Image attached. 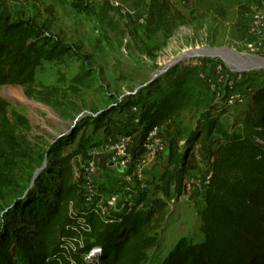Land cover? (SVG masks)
<instances>
[{
    "label": "rangeland",
    "instance_id": "obj_1",
    "mask_svg": "<svg viewBox=\"0 0 264 264\" xmlns=\"http://www.w3.org/2000/svg\"><path fill=\"white\" fill-rule=\"evenodd\" d=\"M171 3L183 14L184 21L168 35H148L138 13L122 0H0V12L11 21L30 22L34 26L32 41L43 44L45 50L33 84L0 86V101L5 103L0 113V232L11 216L42 196L47 185L44 181L53 176L50 168H58L53 153L64 140L71 143L60 150L59 156H69L74 171L90 158L92 149L103 151L107 137L115 135V130L109 134L103 129L95 131L90 118L118 104L120 111L110 116L121 120L123 132H135L136 142L141 129L133 123L129 110L133 106L142 108L146 96H152L148 93L174 76L168 73L171 68L210 58L208 65L216 59L228 70H247L250 86L262 82L259 71L264 70V28L251 36L247 27L255 12L264 14V0H245L249 12L240 21L235 0ZM191 50L216 52L201 53L208 54L205 57L187 56L156 75ZM201 100L199 108L180 112L167 129L192 126L223 110L219 121L231 130L234 121L252 106L250 98L229 109L216 104L206 93ZM213 136H217L216 131ZM163 155L148 159L145 177L150 184L149 195L165 166ZM157 157L156 167L151 168ZM110 160L106 151L98 158L96 183L102 192L117 187L118 175ZM195 197L168 202L156 230L160 247L149 252L146 264H160L181 237L200 239L198 220L204 196ZM18 225L13 222L14 227Z\"/></svg>",
    "mask_w": 264,
    "mask_h": 264
},
{
    "label": "trees",
    "instance_id": "obj_2",
    "mask_svg": "<svg viewBox=\"0 0 264 264\" xmlns=\"http://www.w3.org/2000/svg\"><path fill=\"white\" fill-rule=\"evenodd\" d=\"M122 1L138 13L148 35H168L184 21L171 0ZM235 5L240 21L249 12V4L235 0ZM33 35L30 22L11 21L0 12V86L34 83L45 50L43 44L32 41ZM210 61L201 58L194 65L171 68L168 73L174 76L148 93L152 96H146L139 112L141 135L136 156L144 152L148 131L202 105L201 97L209 92L200 73ZM259 72L263 80L253 90L252 106L234 121L231 130L219 121L223 110L192 126H179L167 143L165 166L154 192L149 195L147 181L149 189L136 190V205L129 209L101 216L85 202L73 179L69 156H59L71 143L64 140L53 153L58 168H50L53 176L44 181L42 196L11 216L1 230L0 264H146L149 252L160 247L156 230L168 202L182 195L185 177L197 169L193 152L199 138H210L214 131L215 146L209 152L211 176L200 211L201 239L181 237L160 264H264V70ZM4 106L0 101L1 114ZM119 111L116 104L90 118L94 130L133 135L135 132H123L121 120L110 116ZM144 200L147 206L137 208ZM14 221L19 223L17 227Z\"/></svg>",
    "mask_w": 264,
    "mask_h": 264
},
{
    "label": "built area",
    "instance_id": "obj_3",
    "mask_svg": "<svg viewBox=\"0 0 264 264\" xmlns=\"http://www.w3.org/2000/svg\"><path fill=\"white\" fill-rule=\"evenodd\" d=\"M263 28L264 14L255 12L248 26V33L256 36ZM248 46L251 48L252 44ZM194 64L196 62L188 65ZM246 71L243 69L228 70L215 59L213 63L202 69L200 77L216 104L229 109L251 99L255 87L247 84ZM129 112L133 115V123L138 125L140 108L133 106ZM106 142L103 151L110 156V164H113L118 175L116 189L102 192L96 183V177L100 172L98 158L103 153L99 149L91 150L90 158L74 171L73 176L74 181L81 187L85 202L92 205L101 216H106L111 211L120 212L136 205L135 191L145 192L149 189L145 177L148 159L164 153L167 149L159 129L156 128L147 132L143 141L144 152L139 156L134 154L136 143L133 135H109ZM194 155L197 166L202 165L203 158L197 146H195ZM210 160V158L207 160V169L197 168L185 177L182 195L179 198L192 200L195 196H204L211 176ZM116 164H119L121 171L116 169ZM137 204V208H145L147 200Z\"/></svg>",
    "mask_w": 264,
    "mask_h": 264
},
{
    "label": "crops",
    "instance_id": "obj_4",
    "mask_svg": "<svg viewBox=\"0 0 264 264\" xmlns=\"http://www.w3.org/2000/svg\"><path fill=\"white\" fill-rule=\"evenodd\" d=\"M169 124H170V122L169 123H167L165 126H163L162 127V129H161V131H162V136H164V138H165V141L168 143L169 142V140H170V138L176 133V131H172V130H168L167 129V127L169 126ZM139 136H137L138 138H136V144H137V142H138V140H139V137H140V135H141V130H140V132L139 133H137ZM135 136L136 135H134V138H135ZM216 138V136L214 137L213 135L210 137V138H204V137H200L199 138V140H198V142H197V144H196V146H197V148H198V150H199V152H200V154L202 155V158H203V164L202 165H199V166H197V168H200V169H207L208 168V164H207V160H208V158H209V152H210V150L211 149H213L214 148V146H215V143H214V139ZM194 153V152H193ZM164 155V158L166 159V157H167V153L166 152H164L163 153ZM157 162H158V157L155 159V163L152 165V167L151 168H154V167H156V164H157ZM150 168V169H151ZM146 176L148 175V173H147V169H146V174H145ZM196 197H194V199H195ZM200 202H202V204H201V206H200V211H201V209L204 207V198H201L200 199ZM200 211H199V220H198V229H199V227H200ZM200 239H201V236H200Z\"/></svg>",
    "mask_w": 264,
    "mask_h": 264
},
{
    "label": "water",
    "instance_id": "obj_5",
    "mask_svg": "<svg viewBox=\"0 0 264 264\" xmlns=\"http://www.w3.org/2000/svg\"><path fill=\"white\" fill-rule=\"evenodd\" d=\"M208 51H209V50H208ZM211 51H214V50H211ZM198 52H199V51H197V50H194V51L191 50L190 52H187V53H185V54L180 55V56L177 57L175 60H173L172 62H170V63L167 64L166 66H164V67L162 68L161 71H159V72L156 73V75H158V74H162V73H165L169 68H171L172 66L176 65V63H177L178 61H180L181 59H183V58H185V57H187V56H200V57L208 56V54H201V53H198ZM213 57H214V56H213ZM261 68H264V66L261 67ZM243 70H245V69H243ZM110 165L112 166L113 164L111 163ZM116 169L119 170V171L122 170L121 167L119 166V164H116Z\"/></svg>",
    "mask_w": 264,
    "mask_h": 264
},
{
    "label": "bare ground",
    "instance_id": "obj_6",
    "mask_svg": "<svg viewBox=\"0 0 264 264\" xmlns=\"http://www.w3.org/2000/svg\"><path fill=\"white\" fill-rule=\"evenodd\" d=\"M205 52H208V53H214V52H216V51H211V50H201V51H199L198 53H205ZM264 64V63H263Z\"/></svg>",
    "mask_w": 264,
    "mask_h": 264
}]
</instances>
